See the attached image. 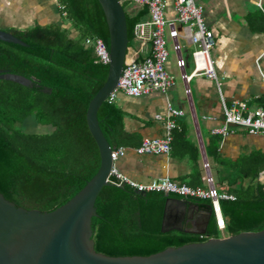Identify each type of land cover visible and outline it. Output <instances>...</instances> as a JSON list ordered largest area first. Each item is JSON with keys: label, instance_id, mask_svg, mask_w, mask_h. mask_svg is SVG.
Wrapping results in <instances>:
<instances>
[{"label": "trees", "instance_id": "obj_1", "mask_svg": "<svg viewBox=\"0 0 264 264\" xmlns=\"http://www.w3.org/2000/svg\"><path fill=\"white\" fill-rule=\"evenodd\" d=\"M121 2L125 12L128 47L135 24L148 16L143 6L135 14L126 11L130 3ZM60 22L3 31L25 46L0 41V70L22 76L31 86L0 80V193L15 206L50 212L76 195L97 172L98 148L86 124L89 102L104 84L108 63L99 61L93 43L100 39L109 51L108 31L97 0H55ZM264 22V15H258ZM72 33L74 36H72ZM46 90V91H45ZM32 118L46 126L44 134L27 133L22 124ZM124 114L107 99L97 112L99 128L112 150L136 149L141 140L123 128ZM171 150L185 149L186 134L172 131ZM220 137L212 135L204 153L215 165L211 168L215 188L225 184L233 200H221L227 236L258 232L264 228V184L257 181L264 172V151L243 155L225 163L219 155ZM186 154V153H184ZM193 164L190 187L200 185L197 151L189 154ZM215 173H213V171ZM109 181H115L109 177ZM168 197L181 199L169 194ZM166 196L162 192L145 195L124 185L111 184L100 191L96 216L92 218L94 250L106 256H148L168 247L219 238L213 215L203 237L170 231L160 225ZM200 207L210 201L191 199Z\"/></svg>", "mask_w": 264, "mask_h": 264}, {"label": "crops", "instance_id": "obj_2", "mask_svg": "<svg viewBox=\"0 0 264 264\" xmlns=\"http://www.w3.org/2000/svg\"><path fill=\"white\" fill-rule=\"evenodd\" d=\"M44 1L38 2L44 4ZM51 2L47 6L48 14L42 13L44 15L40 18L45 22L40 23L38 15L33 16L31 11H26L25 17L18 19V26L9 27L24 29L35 23L46 25L60 22L55 0ZM163 2L165 19L179 28L174 22L173 0ZM194 2L202 9L204 23L214 36L211 56L217 77L222 83V95L226 105L229 106L232 101H239L245 103L249 110L264 109V22L258 17L260 13L264 15V10L256 7L255 0H194ZM37 5L39 7V4ZM140 8L133 4L129 12L135 14ZM147 21L148 16L141 22ZM149 30V27L145 28L146 33ZM167 32L165 29L164 38L169 52L166 69L175 77V85L166 94L152 92L139 97H129L117 92L113 102L124 114L123 128L126 133L136 135L141 142L144 139L164 136L166 106L167 103L171 104L173 108L183 112V116L175 121L176 129L186 134L189 146L187 145L185 149H179L177 146L168 156L138 155L135 149L124 148V156L117 159L113 165L123 177L136 183L148 184L153 180L168 178L177 184L188 186V183L194 182L192 177L194 167L187 153L197 151L199 158L197 167L202 169L204 145L212 136V129L222 126L223 115L215 85L205 77H195L191 80L188 85L190 100H187ZM178 42L180 54L186 61V69L189 70L193 47L182 39ZM149 54V41L132 38L126 60L141 61ZM157 116L160 119H157ZM263 151V135H249L239 128H231L228 135L220 137L218 152L225 163L235 162L243 155ZM207 161L212 168L216 167L210 159ZM203 176L204 172H201L200 185L197 187H204ZM257 181L264 184V172L259 174ZM219 189L225 192V184Z\"/></svg>", "mask_w": 264, "mask_h": 264}, {"label": "water", "instance_id": "obj_3", "mask_svg": "<svg viewBox=\"0 0 264 264\" xmlns=\"http://www.w3.org/2000/svg\"><path fill=\"white\" fill-rule=\"evenodd\" d=\"M107 26L109 60L107 77L86 110V124L99 152L96 174L62 206L50 212L15 206L0 193V264H264V228L204 242L168 247L148 256H106L94 250L91 223L95 202L103 187L110 185L113 166L109 144L98 124L97 112L115 89L126 62L128 37L125 12L118 0H97ZM0 41L25 44L0 29ZM0 80L31 86V81L0 70ZM46 91V90H45ZM145 195V193H142ZM160 231H184L204 236L211 207L187 199L168 197ZM197 219L183 230L185 219Z\"/></svg>", "mask_w": 264, "mask_h": 264}, {"label": "built area", "instance_id": "obj_4", "mask_svg": "<svg viewBox=\"0 0 264 264\" xmlns=\"http://www.w3.org/2000/svg\"><path fill=\"white\" fill-rule=\"evenodd\" d=\"M140 7H147L148 21L138 22L133 28V38L140 41H149L150 54L141 61L125 62L118 83L113 92L108 97L110 102L114 101L117 92L129 96L139 97L148 95L152 92L166 94L175 85V77L166 69V62L169 52L166 48L164 38L165 29L172 42V51L176 56L175 65L179 71L180 79L184 85V92L187 100H190L189 83L195 77H205L213 81L217 95L221 104L223 124L212 129V135L221 138L231 131V128H239L249 135L264 136V109L256 108L249 110L243 102L232 101L226 105L222 95V83L217 77L211 50L214 46L213 33L206 27L202 9L195 5L194 0H173L175 13L174 22L179 26L176 28L171 21H167L164 16L163 0H122ZM264 0H255L256 7L263 11ZM149 27L148 33L145 28ZM148 34V35H147ZM179 39L186 41L193 47L190 53L191 67L186 69V61L180 54ZM93 43L94 51L99 61L106 64L109 60V52L100 39L91 40L87 38L85 44ZM167 119L165 120V134L161 138L144 139L135 149L138 155H165L171 151L173 140L172 131L176 129V119L183 116L181 110L175 109L167 103ZM160 119L159 116L156 117ZM125 149L122 147L111 151V160L114 163L117 159L124 156ZM202 170L204 172V187H189L184 184H177L168 178L153 180L148 184H140L123 177L114 167L110 170L109 177L115 181L108 182L117 187L127 185L140 193L162 192L173 194L181 199H198L210 201L211 212L215 220L217 229L224 231L225 222L220 211L219 202L221 200H233L231 195L225 192H218L215 188L214 179L211 173L210 164L203 155ZM259 176V175H258ZM203 237V236H200Z\"/></svg>", "mask_w": 264, "mask_h": 264}, {"label": "rangeland", "instance_id": "obj_5", "mask_svg": "<svg viewBox=\"0 0 264 264\" xmlns=\"http://www.w3.org/2000/svg\"><path fill=\"white\" fill-rule=\"evenodd\" d=\"M0 0V29L4 30L9 26H18V19H23L25 17L26 11H31L33 16L38 15L40 23L45 22L44 20H40L44 14L49 12L48 4L52 0L44 1V4L38 2L39 0ZM24 1V2H22ZM54 3V2H51ZM39 4V7L38 5ZM50 5V4H49ZM133 6L131 4L126 8V11L129 12L130 8ZM36 7H38L36 9ZM37 13V14H36ZM16 14L17 16H13ZM21 15V16H19ZM24 16V17H23ZM17 18V20H16ZM16 21V22H15ZM21 26V25H20ZM4 28V29H3ZM21 129L27 133L34 134H44L49 131V128L46 126L38 125L32 118L27 119L21 126ZM226 232L219 231V238L226 237Z\"/></svg>", "mask_w": 264, "mask_h": 264}, {"label": "flooded vegetation", "instance_id": "obj_6", "mask_svg": "<svg viewBox=\"0 0 264 264\" xmlns=\"http://www.w3.org/2000/svg\"><path fill=\"white\" fill-rule=\"evenodd\" d=\"M189 201H191V200H189ZM191 202H193V201H191ZM193 203H195V202H193ZM195 204H197V203H195ZM197 220H198V218L196 219H192V220H188V219H185L184 221H183V230H188V229H190L191 228V223L194 221V222H196L197 223Z\"/></svg>", "mask_w": 264, "mask_h": 264}, {"label": "bare ground", "instance_id": "obj_7", "mask_svg": "<svg viewBox=\"0 0 264 264\" xmlns=\"http://www.w3.org/2000/svg\"><path fill=\"white\" fill-rule=\"evenodd\" d=\"M110 174V173H109Z\"/></svg>", "mask_w": 264, "mask_h": 264}]
</instances>
